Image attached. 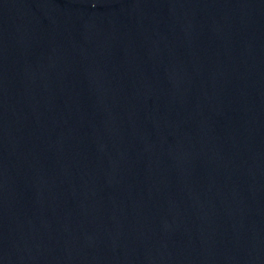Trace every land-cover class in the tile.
<instances>
[{
    "label": "water",
    "instance_id": "water-1",
    "mask_svg": "<svg viewBox=\"0 0 264 264\" xmlns=\"http://www.w3.org/2000/svg\"><path fill=\"white\" fill-rule=\"evenodd\" d=\"M264 218V0H0V264H232Z\"/></svg>",
    "mask_w": 264,
    "mask_h": 264
}]
</instances>
